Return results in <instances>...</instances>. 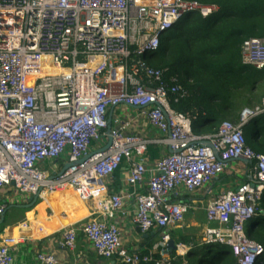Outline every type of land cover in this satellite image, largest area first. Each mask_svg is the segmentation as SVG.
<instances>
[{
    "label": "built area",
    "instance_id": "obj_1",
    "mask_svg": "<svg viewBox=\"0 0 264 264\" xmlns=\"http://www.w3.org/2000/svg\"><path fill=\"white\" fill-rule=\"evenodd\" d=\"M218 11L191 0H0V216L19 198L71 189L80 201L94 202L95 212L79 229L64 230L61 248L74 249L80 230L100 257H117L121 264H173L190 245L179 242L174 258L163 256L168 232L193 208L173 196L196 193L240 159L250 162L249 177L207 204L206 221L218 226L204 229L201 245L225 246L236 264H255L264 248L249 235L262 213L264 154L245 144L243 127L252 128L264 115V96L260 105L242 108L237 123L225 120L216 134L195 135L189 116L169 102L188 96L186 88L148 61L168 30L188 16L208 18ZM240 57L242 64L263 70L264 38L244 41ZM120 107L138 112L126 118ZM135 121L158 136L136 133ZM107 136L110 145L100 151ZM153 145L170 152L148 168L145 153ZM63 159L71 166L59 174L55 163ZM122 163L128 166L127 185L141 192H107L105 179ZM125 198L134 201L140 234L162 232L154 261L151 255L128 254L118 228L103 220L122 211ZM18 228L29 229L25 223ZM24 238H0V264L12 263L10 247ZM36 260L61 264L45 252Z\"/></svg>",
    "mask_w": 264,
    "mask_h": 264
},
{
    "label": "trees",
    "instance_id": "obj_2",
    "mask_svg": "<svg viewBox=\"0 0 264 264\" xmlns=\"http://www.w3.org/2000/svg\"><path fill=\"white\" fill-rule=\"evenodd\" d=\"M191 1L216 6L219 11L208 18L198 15L185 18L167 31L159 52L148 61L162 70L166 78L176 76L186 88L188 96L177 101L170 98L169 102L176 112L189 116L192 133L213 135L223 121L237 123L242 108L260 105L264 96V88L257 93L258 84H264V69L244 65L240 57L244 41L264 38V0ZM252 131L254 134L249 126L243 127L245 144L264 154V117ZM259 208L261 218L249 238L264 248V192ZM7 211L18 218L24 214V210L14 206ZM5 224L0 226V231ZM180 242L188 244L184 237ZM226 250L218 244L191 246L186 255L187 263L236 264L235 258L226 256ZM174 255L172 252L169 257L174 258ZM155 258L158 254L151 255L152 261ZM181 261L178 257L173 264H181ZM255 264H264V250Z\"/></svg>",
    "mask_w": 264,
    "mask_h": 264
},
{
    "label": "crops",
    "instance_id": "obj_3",
    "mask_svg": "<svg viewBox=\"0 0 264 264\" xmlns=\"http://www.w3.org/2000/svg\"><path fill=\"white\" fill-rule=\"evenodd\" d=\"M119 111H121L126 118H132L138 112L135 109L127 107H120ZM131 127L136 133L145 135L146 137L158 136V132L152 130L145 122L135 121L132 123ZM169 152L168 147L159 145L150 146L145 153L147 167H152L160 157L169 154ZM55 164V169H57L58 173L63 169L65 160L63 159ZM249 169V161L240 159L230 161L222 174L196 193L187 195L181 192L177 196H173V200L175 201H187L192 204L193 208L184 216V218L187 217V225H189L186 226L185 229L203 222H205V228L217 227L218 225L216 223H207L205 207L215 198L219 191L232 190L237 185L247 180L249 177ZM51 173L54 172L51 171ZM127 175L128 166L126 163H122L110 177L105 179L107 192L109 194L117 193L122 196H125V194H136L134 192H141L139 186L133 189L127 185ZM67 191L68 190L59 195ZM71 193L73 198L67 195L63 197L59 204L53 203L52 205L51 202H48L52 200L51 196H40L33 207L24 210V214H22L21 218H18V216L14 215L11 211L5 213L4 223L6 224L0 231V238L18 236L20 234L25 237L21 243L10 247L9 251L12 255L11 264H39L36 260V255L39 252L54 254L61 264H121L117 257L104 258L96 255L91 245L84 239L80 230L76 233L74 249L66 250L59 246L66 228L77 227L79 229L86 222V219L95 212L94 202L80 201L72 190ZM28 199L29 198L26 196L19 198L13 205L27 204L29 203ZM72 213L75 219L74 222L70 220V215ZM134 215L135 208L133 199L125 198L122 211L113 214L112 218L105 217L103 220L106 221L107 224H113L118 228L123 247L128 254L153 255L155 253L154 246L160 240L162 232L156 229L146 235L140 234L136 224L133 222ZM96 217L101 219V216ZM21 223L27 224L29 229L26 231L20 230L18 225ZM181 223L168 232L174 244L179 243L180 238H185L186 236L182 230ZM188 244L190 245L191 243L188 242ZM195 245L197 244L193 246Z\"/></svg>",
    "mask_w": 264,
    "mask_h": 264
},
{
    "label": "water",
    "instance_id": "obj_4",
    "mask_svg": "<svg viewBox=\"0 0 264 264\" xmlns=\"http://www.w3.org/2000/svg\"><path fill=\"white\" fill-rule=\"evenodd\" d=\"M112 112H113V109L110 110L109 115H108V119H107V124H108L107 131H106L107 134L109 133V131L111 129V115H112ZM110 141H111L110 136H107V144L100 151L106 150L109 147V145H110ZM70 166H71V164L66 163L63 166V169L59 172V174H62L64 172V170H66ZM28 200H29V203H27V204H20V205H13V206L18 208V209H22V210L29 209V208L33 207L36 204V202L38 200V196L37 195L33 196L32 198H30ZM10 207H12V206H10ZM4 221H5V213L0 216V226L3 225ZM175 249H176V246H175L174 242L172 240L169 241L168 242V246H167V251H165L164 255L166 257L169 256L172 252L175 251Z\"/></svg>",
    "mask_w": 264,
    "mask_h": 264
},
{
    "label": "rangeland",
    "instance_id": "obj_5",
    "mask_svg": "<svg viewBox=\"0 0 264 264\" xmlns=\"http://www.w3.org/2000/svg\"><path fill=\"white\" fill-rule=\"evenodd\" d=\"M259 88L257 89V93H260L263 91V88H264V84H258ZM262 87V88H260ZM255 106H250V107H247L249 109H252L254 108ZM264 117V116H263ZM262 117V118H263ZM238 119H239V116H238ZM228 121V120H227ZM256 126H253L251 128V133L254 134V131H252ZM259 146L261 147V144L259 143ZM188 221H187V217L184 218L183 222L181 223L182 224V230L184 231L185 233V238L187 239V242H190V246L193 247L194 244H197V245H200L201 244V241H202V233H203V230L205 228V222L199 224V225H196V226H192L188 229H185L186 226H189L187 225ZM184 225V226H183ZM176 231H179V230H176ZM182 232V231H181ZM183 233V232H182Z\"/></svg>",
    "mask_w": 264,
    "mask_h": 264
},
{
    "label": "bare ground",
    "instance_id": "obj_6",
    "mask_svg": "<svg viewBox=\"0 0 264 264\" xmlns=\"http://www.w3.org/2000/svg\"><path fill=\"white\" fill-rule=\"evenodd\" d=\"M165 36V35H164ZM52 72L53 73H58V72H60V70L58 69H53L52 70ZM261 119H262V117H257L256 118V122L255 123H252L250 126L251 127H253V126H256L260 121H261ZM68 191L66 192V193H64V194H62V195H59L58 193L57 194H54V195H52L51 196V201H48L49 203L51 202V205L54 203V204H59L60 203V201L63 199V197H66L67 195H68V197H72L73 198V195H72V193H71V190L70 189H67ZM64 195V196H63ZM70 220L72 221V222H74L75 221V219H74V215H73V213L70 215Z\"/></svg>",
    "mask_w": 264,
    "mask_h": 264
},
{
    "label": "clouds",
    "instance_id": "obj_7",
    "mask_svg": "<svg viewBox=\"0 0 264 264\" xmlns=\"http://www.w3.org/2000/svg\"><path fill=\"white\" fill-rule=\"evenodd\" d=\"M163 39V38H162ZM261 117V116H260ZM12 206V205H11ZM6 213V212H5ZM176 245V244H175ZM176 250V249H175ZM189 251V250H188ZM175 252V251H174ZM188 253V252H187ZM187 255V254H186ZM182 259V258H181ZM182 260H185L186 262H187V259H186V256H185V258L184 259H182ZM188 264V263H187Z\"/></svg>",
    "mask_w": 264,
    "mask_h": 264
}]
</instances>
